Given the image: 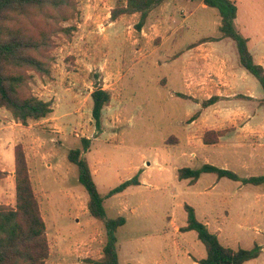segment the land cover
<instances>
[{
    "label": "rangeland",
    "instance_id": "374dc122",
    "mask_svg": "<svg viewBox=\"0 0 264 264\" xmlns=\"http://www.w3.org/2000/svg\"><path fill=\"white\" fill-rule=\"evenodd\" d=\"M124 1L77 0L75 18L59 23L75 28L70 36L54 37L50 73L34 74L30 83L34 95L52 102L46 118L23 126L0 108V167L6 170L0 179V204L15 203L14 147L21 146L45 222L49 254L44 264L99 259L105 229L89 215L88 195L78 182L77 167L67 159L68 151L80 148L86 137L91 145L83 155L100 193L138 172L142 176L140 185L104 201L107 217L122 215L126 220L116 232L119 264H196L193 259L205 257L196 232L179 231L186 224L184 203L194 207L198 220L211 222V231L219 229L223 245L263 246L259 257L243 264H264V183L217 180L212 173H202L195 184L177 177L179 168L204 163L243 177L264 175L260 85L239 70L226 46L237 91L206 109L177 96L181 92L200 101L212 95L184 90L183 83L201 85L224 63H204L198 78L192 72L185 81L180 73L184 56L179 55L186 44L220 36L217 10L201 0H168L137 30L138 14L110 23L111 10ZM236 5L235 26L248 38L254 61L264 67V0H237ZM223 43L211 45L221 49ZM98 82L110 92L99 132L90 96ZM209 129L225 130L220 143L202 142Z\"/></svg>",
    "mask_w": 264,
    "mask_h": 264
},
{
    "label": "trees",
    "instance_id": "16d2710c",
    "mask_svg": "<svg viewBox=\"0 0 264 264\" xmlns=\"http://www.w3.org/2000/svg\"><path fill=\"white\" fill-rule=\"evenodd\" d=\"M168 0H125L110 12V22L122 15L138 14L136 29L141 30L149 13ZM237 0H201L208 7L215 8L220 17L219 37H204L194 44L205 41H218L229 38L234 42L238 64L251 74L262 90L260 104L264 105V67L256 63L248 46V38L235 26ZM78 14L77 0H0V108L9 112L16 123L27 126L30 121L46 118L52 111V102L43 100L32 93L30 83L34 74L50 73L49 54L54 37L59 33L70 36L75 25H59L68 22ZM92 99L91 116L99 132L102 128V111L109 104L110 92L98 82L90 93ZM206 108L221 100L218 95L198 99L177 93ZM225 130L209 129L202 135V142L213 145L219 142ZM81 147L72 148L67 159L77 167L78 182L88 195L87 211L90 216L101 221L106 240L99 259H88L90 264H119L117 229L125 224V217L119 215L109 218L104 201L126 188L139 185V172L133 177L102 194L98 191L91 168L83 155L91 145V139L81 138ZM202 173L215 174L217 178L226 177L241 184L259 185L264 183V175L243 177L236 172L204 163L198 168L181 167L177 170L179 180L188 179L194 184ZM0 169V179L5 176ZM15 203L12 207L0 204V264H44L48 258L49 245L45 222L29 176L27 162L21 146L14 147ZM186 224L180 232L195 231L203 244L206 255L194 260L197 264H243L259 257L263 246L254 243L250 248H232L223 245L217 233L198 220L193 206L184 203Z\"/></svg>",
    "mask_w": 264,
    "mask_h": 264
},
{
    "label": "crops",
    "instance_id": "0c3cea01",
    "mask_svg": "<svg viewBox=\"0 0 264 264\" xmlns=\"http://www.w3.org/2000/svg\"><path fill=\"white\" fill-rule=\"evenodd\" d=\"M110 23H113V22H110ZM195 42H197V41H194L193 43H191V45H190L191 47L187 46V44H186V46L183 48L184 50L181 49V53L179 56H182V55L184 56L183 60H182L183 62L181 65L182 72L180 71L181 79L184 78V80L186 81L187 79H189V75H191L192 72H196V74H193V73L192 74L196 75L195 77L198 78L201 75L200 72L203 71L201 69L202 66L208 65L211 62H214V64L223 62L224 64L220 65L221 70H218V71L212 70L211 74L208 75V77H209L208 81H202L201 85H200V83H196V82L193 84V81L183 83L184 90L187 88H190L193 91H196L198 93H203V94L211 92L212 95H218L220 97H222V96L228 97V95L230 93H235L237 91V89H235L233 87L234 84L232 81H234L237 77L235 75L236 70H232L233 68L228 66V61L226 58L227 54L225 52L226 46L231 48V51H233L232 54H233V59L235 61V64L237 67H239L238 56H237V52H236L234 42L233 41L232 42H230V41H205L203 43L194 44ZM211 42H218V43L224 42V43L222 44V48L218 49V48H214L211 45ZM204 63H206V64L204 65ZM215 67L216 66L214 65V69H215ZM239 70H241L240 67H239ZM237 72H238V70H237ZM205 99H207V98H205ZM220 102H221V100L210 105V106H208V107H206V108L217 106V105H219ZM206 108H203V109H206ZM248 126H249V124H248ZM220 142L221 141H219L218 143H220ZM218 143H216V144H218ZM213 145H215V144H213ZM0 169H2L3 171H6L4 168L0 167ZM13 172H14V168H13ZM13 176H14V173H13ZM219 179L220 178H217V180H219ZM141 180H142V176L140 177V174H139V182L140 183H141ZM186 180H188V179H186ZM188 182H189V180H188ZM134 186H136V185H134ZM202 222L205 223L207 225V227L209 228V230L211 231V224H210L211 222L209 220H206V219H203ZM182 226H184V225H182ZM217 229L218 228H213L212 232L217 233L216 231L219 230V229L218 230ZM199 259H202V258L193 259V261L199 260ZM194 263L197 264V262H195V261H194Z\"/></svg>",
    "mask_w": 264,
    "mask_h": 264
},
{
    "label": "water",
    "instance_id": "95a60500",
    "mask_svg": "<svg viewBox=\"0 0 264 264\" xmlns=\"http://www.w3.org/2000/svg\"><path fill=\"white\" fill-rule=\"evenodd\" d=\"M97 87V84H95V88Z\"/></svg>",
    "mask_w": 264,
    "mask_h": 264
}]
</instances>
